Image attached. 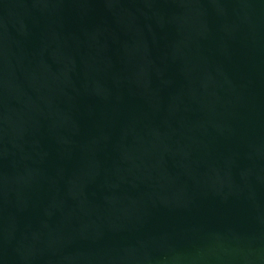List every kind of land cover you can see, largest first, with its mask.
Here are the masks:
<instances>
[{
	"label": "water",
	"instance_id": "obj_1",
	"mask_svg": "<svg viewBox=\"0 0 264 264\" xmlns=\"http://www.w3.org/2000/svg\"><path fill=\"white\" fill-rule=\"evenodd\" d=\"M0 264H264V0H0Z\"/></svg>",
	"mask_w": 264,
	"mask_h": 264
}]
</instances>
